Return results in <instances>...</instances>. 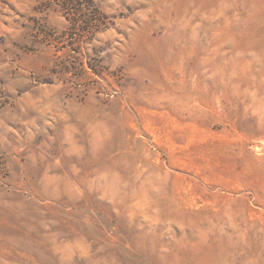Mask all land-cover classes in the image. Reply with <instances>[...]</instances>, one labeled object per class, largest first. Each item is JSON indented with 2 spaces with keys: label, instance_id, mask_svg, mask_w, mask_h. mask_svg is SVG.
<instances>
[{
  "label": "rangeland",
  "instance_id": "rangeland-1",
  "mask_svg": "<svg viewBox=\"0 0 264 264\" xmlns=\"http://www.w3.org/2000/svg\"><path fill=\"white\" fill-rule=\"evenodd\" d=\"M0 264H264V0H0Z\"/></svg>",
  "mask_w": 264,
  "mask_h": 264
}]
</instances>
